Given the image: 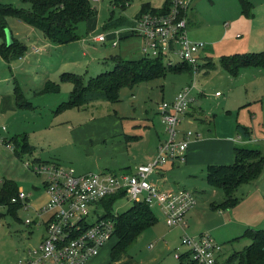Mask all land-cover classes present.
Returning a JSON list of instances; mask_svg holds the SVG:
<instances>
[{
    "label": "rangeland",
    "instance_id": "rangeland-1",
    "mask_svg": "<svg viewBox=\"0 0 264 264\" xmlns=\"http://www.w3.org/2000/svg\"><path fill=\"white\" fill-rule=\"evenodd\" d=\"M92 1L97 5V12L78 24L76 31L80 37L72 45H67L70 52L64 53V49H58L51 57L39 61L40 67H29L24 73L18 69L14 73L4 69L9 80L0 83V94L3 96L0 99L1 107L5 109V90H10L11 95L8 97L14 108H7L0 115V185L4 179H12L18 187L24 189L28 198L26 206L17 207L14 213L7 206L0 205V264H16L24 251L37 244L44 233L47 214L40 213L48 195L43 188L42 177L24 165L26 160L38 157L56 158L77 171L79 164H89L96 158L97 162L104 164L105 169H110L113 173L130 172V168L126 166L141 162L142 159L138 160L141 150L154 143L156 133L162 134L159 103L170 99L193 79V74L186 69L167 71L164 76L120 87L116 101L93 99L79 108L55 112L58 103L68 99L72 87L71 82L60 81L62 72L78 73L86 80L113 68V60L109 56L103 58L96 51L97 47L105 48L106 54H120L124 58L141 55L142 40L137 35L123 36L117 45H111L109 38L104 43L94 41V36L102 28L98 29L96 23L93 24L94 20L104 26L110 18L124 19L125 22L108 27L117 28L131 23L142 3L160 6L164 0H130L124 8L112 0ZM0 2L23 9L30 7L29 3L21 0ZM246 2V11H243L244 0H190L185 15L187 35L190 39L205 43V52L210 61L208 65L200 67L195 76L196 85L190 93L195 98L191 109L198 111V118H193L192 122L181 121L180 128L198 131V137L204 135V131L222 134L233 130L232 133L239 134L236 123H240L250 128L251 139L247 142L239 140L237 145L258 148L264 153V69L259 66L241 67L232 75L219 65L221 55L243 56L264 51V0ZM8 21L12 26L14 18L9 17ZM102 29L108 31L106 28ZM107 33L110 36L109 31ZM83 50L85 55L82 54ZM77 60L78 64L72 63ZM11 70L14 71V68ZM45 79L59 82L60 90L34 94V90ZM15 88L23 93L22 100H30L33 106L17 105ZM215 91H219V94L216 95ZM108 115L114 116L121 131L123 128L127 134L139 133L144 130V125L149 126L145 136L138 141H129V154L127 151L112 153L111 150L114 142L124 138L122 132L94 134L80 139L70 136L68 132V128L90 117L101 118ZM13 136H17L19 140L25 139L30 149L20 151L12 141L6 144L5 140ZM135 152H138L137 155ZM155 155L156 149L151 159ZM174 161L173 166L169 160L160 165L165 170V176L170 183L177 185L176 188L192 190L197 200L193 213L188 215L187 212L185 215V220L188 221L186 231L183 232L178 226L167 225L158 207L152 204L150 207L156 221L137 236L123 255L139 264H178L177 255L188 251L186 245L181 243L182 233L193 234L195 237L201 233L212 236L221 245L217 259L219 262L234 250L248 245L250 239L242 236L244 230L264 226V197L261 191L241 184L234 191V195L238 197L234 206H215L223 200L224 195L221 188L212 187L206 182V166L196 164L187 168L183 161ZM93 167L92 170L101 169ZM260 176L264 177V168ZM259 184L264 191L260 179ZM131 203L130 198L121 195L111 202L110 211L119 213ZM97 211L98 214H103L105 209L99 204ZM26 218L30 221L25 222ZM115 241V237H112L104 244L97 254L104 255L98 264H111L110 248Z\"/></svg>",
    "mask_w": 264,
    "mask_h": 264
},
{
    "label": "built area",
    "instance_id": "built-area-1",
    "mask_svg": "<svg viewBox=\"0 0 264 264\" xmlns=\"http://www.w3.org/2000/svg\"><path fill=\"white\" fill-rule=\"evenodd\" d=\"M189 2L171 0L165 12H142L127 27L112 28L111 37L105 31L94 36V41L104 43L109 38L111 45H117L121 37L137 35L143 40L142 55L162 56L166 65L186 62L191 65L193 79L172 99L159 103L164 138L156 146V155L147 162L134 165L130 172L94 170L78 173L74 167L56 161L34 159L24 162L27 168L42 177L48 199L40 214L46 213L47 218L41 239L28 247L16 264H88L112 238L114 222L98 214L97 210L103 197L115 193L126 195L132 202L154 204L167 225L186 227L185 215L197 202L194 192L181 187L162 189L150 175L159 171V166L168 160L182 157L189 140L200 135L198 131L180 128L193 100L191 89L196 85L195 76L206 50L202 40H193L187 35L185 15ZM27 198L28 194L20 187L10 201H21L26 206ZM29 221L26 218L25 222ZM181 243L186 245L196 264H212L221 250L220 243L206 233L197 237L183 233Z\"/></svg>",
    "mask_w": 264,
    "mask_h": 264
},
{
    "label": "trees",
    "instance_id": "trees-1",
    "mask_svg": "<svg viewBox=\"0 0 264 264\" xmlns=\"http://www.w3.org/2000/svg\"><path fill=\"white\" fill-rule=\"evenodd\" d=\"M29 3L28 9L16 7L0 2V56L9 62L21 56L26 50L25 44L11 34V42H6L5 29L8 28V18H16L30 26L40 30L52 43L65 44L78 39L80 36L76 29L81 21L91 18L96 10L91 0H21ZM130 0H112L121 8ZM246 0L243 3V11H246ZM171 0H164L160 6H153L149 2L141 4L134 17L142 12H165L169 9ZM125 20L118 17L109 19L104 24L108 28L114 24H121ZM110 58L114 66L110 70L102 71L95 76L84 79L83 75L73 72H62L60 81L71 82L68 99L58 103L55 111L68 107H81L93 99L108 101L118 100L120 87L133 86L142 80H150L164 76L167 71H190L191 65L181 62L176 65H166L162 56L140 55L135 58H124L120 54H112ZM210 58L200 63L198 68L208 65ZM219 65L228 73L235 75L241 67L259 66L264 69V51L239 56L238 54L221 55ZM59 82L46 80L40 87L34 90L35 94L57 92ZM23 93L15 88V102L17 105L31 106L29 101H24ZM236 130L246 142L251 138L249 127L236 123ZM23 139V138H22ZM17 136L10 137L5 143L12 141L18 150H29L25 139ZM29 146V147H28ZM19 151V152H20ZM264 168V153L258 148H249L235 144L233 146V161L227 164H207L205 180L212 187L221 188L224 198L215 206L230 208L238 202L234 191L241 184L255 181ZM18 186L12 179H4L0 185V205L14 213L16 208L23 205L21 201L11 202L10 198L16 193ZM115 193L103 197L99 204L104 207L102 214L112 219L114 229L112 237L116 241L110 248V260L124 253L135 242L137 236L156 221V216L149 204L144 201L132 202L131 205L119 213L110 211L111 202L121 196ZM242 236L250 239V243L243 249L234 250L229 256L219 262L217 254L212 264H264V226L261 228L248 227ZM178 264H196L188 251L177 255Z\"/></svg>",
    "mask_w": 264,
    "mask_h": 264
},
{
    "label": "crops",
    "instance_id": "crops-1",
    "mask_svg": "<svg viewBox=\"0 0 264 264\" xmlns=\"http://www.w3.org/2000/svg\"><path fill=\"white\" fill-rule=\"evenodd\" d=\"M91 2H93V1L91 0ZM92 4L95 7V10L97 12V5L94 3H92ZM7 22L9 23V21H7ZM97 23H98L97 20H94L93 24H95V26H98V29L100 27L104 28V26H101L102 24H100V23L97 24ZM129 24L130 23H127L124 26H120V27L124 28V27H127V25H129ZM8 26H9L8 28H9L11 34H13L23 44H25L26 50L24 51V53L21 56H19L18 58H15L9 62L4 61L3 58H1V56H0V74H1L0 75V83L1 82H8V80H9V76H7L6 70H4L5 68L10 70L13 73L16 72L17 69H18V71L24 73V72H26L27 68H29V67H33V68L34 67H40L39 61L43 60L44 58L46 59V58L51 57L55 53V51L58 49H64V53H68L71 51V49H69V48L67 49V45H72L73 41L70 43H67V44L52 43L42 34V32L40 30H38L35 27L30 26V25H28V24H26V23H24V22H22L16 18H14L12 26L10 24H8ZM120 27H117V28H120ZM102 28L99 29V31L97 33L102 32L103 31ZM106 29L109 31V35L111 37L112 36V32H111L112 28H106ZM186 29H187V27H186ZM108 31H106V32H108ZM124 37H127V36H124ZM141 40H142V38H141ZM141 43H143V40L141 41ZM104 49L105 48L97 47L96 51L101 53L103 58H106L108 56L110 57L112 54H108V53L106 54V51ZM139 50H140V48H139ZM82 54L85 55L86 52L83 50ZM202 57L203 58L201 59V63H203L207 60L206 52H205V54L202 55ZM69 58H71V56ZM78 62H79V60H77L76 62L72 61L73 64H75V63L78 64ZM65 63H67V62H65ZM13 68H14V71L11 70ZM199 71H200V69H199ZM46 80H48V79H45L40 84V86ZM40 86H38V87H40ZM59 90H60V85H59ZM5 91L7 93L6 94L7 100H5V101L7 103L9 102V105L7 103H5V107H4L5 109H3V107H1L2 102H0V115L2 114L3 111L7 110V108L8 109L14 108L12 103H11L12 102L11 99L8 97V95H11L10 94L11 91L10 90H5ZM216 92H219V91H215V94L218 95L219 93H216ZM1 94H0V97H1L0 99H3V96H1ZM68 95H69V93H68ZM173 96L170 99H172ZM194 100H195V98L193 97L192 102ZM29 102L31 103V106H33L32 102L30 100H29ZM192 102H191L188 110L184 114V116L182 118V122H184V121L192 122L193 118H198L197 117L198 111L191 109L192 108ZM72 108H74V107H68V108H65L64 110L72 109ZM77 108H79V107H77ZM160 123L162 124L161 120H160ZM144 127H145L144 128L145 131L140 130V132L136 133V134H127V133H124L125 131H123V128L121 131V127H120L117 119L114 116L108 115V116H102L101 118H94V117L91 118L90 117L87 120L76 123L73 126H71L70 128H68L69 129L68 132H69L70 136H74V137H77L79 139L83 138L84 136H90V135H94V134H96V135H99V134L108 135V134H115V133L122 132L124 135V138L121 140H118L117 142H114L112 144L111 150H112V153L127 151V153L129 154V148H130L129 145L131 144V143H129V141L130 142H132V140L138 141L141 137L145 136L146 130L149 126L144 125ZM184 128L185 127H182L181 129L184 130ZM204 132H205L204 135H202L200 137H193L192 139H190L188 144H187V148H186L185 152L183 153V156L176 158V159L183 161L184 167H187V168L189 166H194L196 164H199L202 167V166H206L207 164L231 163L233 161V146L235 144H237V142L239 140H243L242 137H240V135L237 133L236 134L232 133L233 130L229 131L228 133H222V134H218V133L212 134L210 131H207V132L204 131ZM164 135H165V131H164V126L162 124V134L160 135L159 133H156V136L154 138L155 139L154 143L150 144L149 146L144 148L145 150H141V156L138 157V160L139 159L140 160L142 159V160L139 163H144V162H147L151 159V157L153 156V154L155 152L156 146L164 138ZM148 137L151 138V136H148ZM245 142H246V140H245ZM137 153L138 152H135V155H137ZM36 160L59 162V161H57L56 158L46 159V158L38 157V158H36ZM169 161H170V164L173 166L175 161L174 160H169ZM136 164H138V162L134 163V165H136ZM134 165L132 164V166L129 165L126 167H129L131 170V168ZM93 166H97L98 168L99 167L101 168V169H98L96 171L111 172V171H109L110 169H105L106 167L104 164H100L99 162H97L96 158H94L89 164L88 163L87 164H79L77 167V171L75 168L74 169L78 173H84V172H88V171H94V170H92L94 168ZM159 168H160L159 171L152 173L150 175V179L158 187H160L162 189H175L177 185H173V183H170L168 181V177L165 176L166 175L164 172L165 170H163V168L160 166H159ZM260 175L258 176V178L255 181H253L251 183H245L243 185H248V186L250 185L249 186L250 188L252 187L255 190L261 191V193L264 197V191L261 189L260 184H259V179H260V181H262V184L264 185V177L262 178V176H260ZM18 188H20V187H18ZM181 188H183V187H181ZM185 189H187V188H185ZM257 199H260V198L257 196ZM195 206H196V204H195ZM195 206L188 211V213H187L188 215H190V213H193ZM187 222H186V227H187ZM178 227L181 228V230L183 232L186 231V227L185 228H182L180 226H178ZM182 234H181V236H182ZM192 236H193V234H192ZM103 246L100 248V250L103 248ZM100 250H99V252H100ZM97 254L90 258L91 261L89 260L88 264L89 263L90 264H98V262L101 261V259L104 255L99 254L97 256ZM92 260L94 262H92ZM111 261H112L111 264H139V263L132 262V260H130L129 258L124 256L123 253L119 254L117 257H115Z\"/></svg>",
    "mask_w": 264,
    "mask_h": 264
},
{
    "label": "water",
    "instance_id": "water-1",
    "mask_svg": "<svg viewBox=\"0 0 264 264\" xmlns=\"http://www.w3.org/2000/svg\"><path fill=\"white\" fill-rule=\"evenodd\" d=\"M5 37H6V42L10 43L11 42V32H10L9 28L5 29Z\"/></svg>",
    "mask_w": 264,
    "mask_h": 264
}]
</instances>
